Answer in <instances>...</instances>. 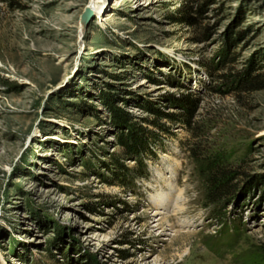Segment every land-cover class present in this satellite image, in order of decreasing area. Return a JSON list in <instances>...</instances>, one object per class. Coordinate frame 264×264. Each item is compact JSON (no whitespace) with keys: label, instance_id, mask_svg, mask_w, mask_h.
I'll use <instances>...</instances> for the list:
<instances>
[{"label":"rangeland","instance_id":"1","mask_svg":"<svg viewBox=\"0 0 264 264\" xmlns=\"http://www.w3.org/2000/svg\"><path fill=\"white\" fill-rule=\"evenodd\" d=\"M0 264H264V0H0Z\"/></svg>","mask_w":264,"mask_h":264},{"label":"trees","instance_id":"2","mask_svg":"<svg viewBox=\"0 0 264 264\" xmlns=\"http://www.w3.org/2000/svg\"><path fill=\"white\" fill-rule=\"evenodd\" d=\"M190 5L183 6L179 19H188ZM189 103V99L185 98L183 95L181 104ZM184 104V106H186ZM158 113V112H157ZM159 115H166L170 118H176L178 114H171L168 112H159ZM129 113L124 111L123 118L126 121L129 118ZM191 109L189 113H182L181 116L177 117L182 119L183 123L188 124L191 120ZM127 136V137H126ZM144 136L137 137L134 136L133 133L129 135H119V141L122 142L125 146L124 154L122 156H127L130 151L132 152H141L144 148ZM193 156H195V160L198 162V169L201 173V177L205 181V190L208 193L207 199L214 200L217 197L230 193L233 190L234 182L233 179L236 177V169L234 166H231L227 163L226 159L223 157L222 152H215L213 154L208 153L207 156H198L196 152H194Z\"/></svg>","mask_w":264,"mask_h":264},{"label":"bare ground","instance_id":"3","mask_svg":"<svg viewBox=\"0 0 264 264\" xmlns=\"http://www.w3.org/2000/svg\"><path fill=\"white\" fill-rule=\"evenodd\" d=\"M94 7H96V8H100V3H98V2H92L91 3ZM102 8V7H101ZM100 10V9H99ZM154 214H160V212L158 213V212H154ZM163 216H164V214L163 215H160L158 218H157V220L159 221L158 222V224L157 225H161V221H162V219H163ZM161 227V226H160ZM168 233V232H167ZM169 234V233H168Z\"/></svg>","mask_w":264,"mask_h":264}]
</instances>
